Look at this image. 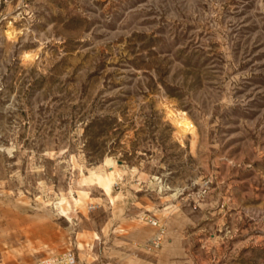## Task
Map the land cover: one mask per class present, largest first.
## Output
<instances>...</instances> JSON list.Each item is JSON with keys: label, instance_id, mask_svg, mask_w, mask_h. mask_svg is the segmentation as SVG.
<instances>
[{"label": "rangeland", "instance_id": "obj_1", "mask_svg": "<svg viewBox=\"0 0 264 264\" xmlns=\"http://www.w3.org/2000/svg\"><path fill=\"white\" fill-rule=\"evenodd\" d=\"M68 249L264 264V0H0V264Z\"/></svg>", "mask_w": 264, "mask_h": 264}, {"label": "built area", "instance_id": "obj_2", "mask_svg": "<svg viewBox=\"0 0 264 264\" xmlns=\"http://www.w3.org/2000/svg\"><path fill=\"white\" fill-rule=\"evenodd\" d=\"M76 255L72 249H68L63 254L40 259L35 264H75Z\"/></svg>", "mask_w": 264, "mask_h": 264}, {"label": "bare ground", "instance_id": "obj_3", "mask_svg": "<svg viewBox=\"0 0 264 264\" xmlns=\"http://www.w3.org/2000/svg\"><path fill=\"white\" fill-rule=\"evenodd\" d=\"M120 170H124V169H120ZM111 177H112V175L110 173L108 183L110 182Z\"/></svg>", "mask_w": 264, "mask_h": 264}]
</instances>
